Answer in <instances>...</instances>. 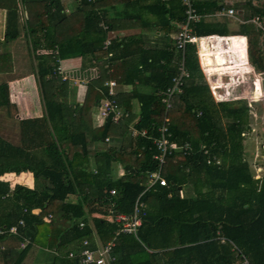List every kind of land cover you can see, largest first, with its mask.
I'll list each match as a JSON object with an SVG mask.
<instances>
[{"label":"trees","instance_id":"1","mask_svg":"<svg viewBox=\"0 0 264 264\" xmlns=\"http://www.w3.org/2000/svg\"><path fill=\"white\" fill-rule=\"evenodd\" d=\"M78 3L69 13L61 0H0V9L7 11L5 40L19 38L22 28L33 52L45 53L36 55L35 72L46 110L42 118L20 121L21 146L0 137V177L30 172L35 180V187L29 188L0 179V227L18 228L17 233L0 236L1 263L23 264L29 259L34 264H81L69 252L87 248L85 241L95 249L97 237L103 245L114 241L111 264H236L238 251L251 264H264V176L254 177L244 153L247 104L213 100L196 46L188 44L184 64L189 77L182 93L174 96L173 108L167 110L163 93L180 74L182 51L170 42L146 48L141 37L110 34L116 20L136 21L163 32L161 40H169L185 20L182 1ZM252 8L264 17V8ZM143 10L152 19L142 16ZM195 33L205 37L213 31L201 22L195 25ZM109 38L112 44L104 48ZM88 55L100 61L102 90L90 86L86 100L74 110L60 64ZM12 64L10 55H0V74L12 73ZM110 76L120 84L150 87L151 92H140L136 98L137 117L132 103L126 101L130 118L115 124L111 113L101 128H94L93 109L110 98L104 87ZM12 107L9 85L1 83L0 108ZM78 111L80 132L72 135L69 129ZM166 116L170 141L179 146L189 143L192 151L172 152L163 167L168 186L157 184L147 190L149 174L159 168L154 140L160 138ZM131 122L138 130L146 129L151 139L131 136ZM107 138V144L112 139L120 143L92 151V143L103 144ZM203 146L222 156L221 166L207 163ZM116 163L125 173L119 178L114 176ZM180 187L195 192L182 196ZM111 201L115 213L128 215L137 203L143 204L145 214L137 235L116 236L119 225L106 218Z\"/></svg>","mask_w":264,"mask_h":264},{"label":"crops","instance_id":"2","mask_svg":"<svg viewBox=\"0 0 264 264\" xmlns=\"http://www.w3.org/2000/svg\"><path fill=\"white\" fill-rule=\"evenodd\" d=\"M249 1L250 0H196L195 2V6L197 4L196 8L198 12L202 15L201 22L209 26V28L213 31V34H211L210 36H214L213 38H203V41L198 48L195 45L197 49L199 67L206 83L208 84L209 89L210 86L201 65L204 67L210 66L211 70L215 72V77H220L223 74V71L226 70L227 67H229L228 69H231V72L234 74L235 79L238 82L231 89V93L230 95H228L230 99H228L227 101H217L210 89L212 98L216 103L228 102L238 104L242 100L243 102H245V99L249 100V98H251V105V103H257L258 98L264 99V35L260 33L253 24L248 22L251 18L259 16L255 14L252 6L257 8H264V4L261 3L263 2L262 0H251L252 6H250ZM61 2L69 13L72 12L79 4V0H61ZM199 7L202 9V11H199ZM231 8L235 10V14L233 16L228 15V10ZM141 15L150 19H152L151 17H153L146 10H143ZM6 28L7 11L0 9V55H10L13 61V72L6 75H13V78L16 74L15 78L9 81L4 79L0 81V84L4 82L8 83L10 101L11 104H13V107L9 109L0 108V116L2 117V119H0V129L2 131L0 137L4 141H7L14 146H21L23 135L21 132L20 121L25 119L42 118L46 113L43 100H41L42 102H39L38 99V88H40V86L38 77L35 72V70L37 69L36 66L38 64L36 55L45 53H41L42 49H38L36 52H33L26 31L22 28L20 29L19 38H17L16 40H5V34L7 30ZM112 33L117 34L116 37H141L143 42L145 43L146 48H154L157 46L163 47L169 42L171 44H174V38L176 36L175 34H173L169 40H161L165 37V34L163 32L155 30L153 28L142 27V24L136 21L122 20H116L115 28L110 32V34ZM224 41H227V43H224ZM18 48L20 52L18 51L17 53L15 52V50H17ZM104 48L108 47H105L104 44ZM200 53L203 55L202 59L200 58ZM106 60L107 59L105 58L103 61ZM99 65L100 61H92L91 55L83 58L64 60L61 62V75L67 79L65 81L68 82L67 86L69 88L70 94L69 102L73 106L74 110H77V103L82 104L84 100H86V96L87 93H89L90 86L95 88L96 90L101 89L99 83H101L102 79L104 78H101L99 75ZM18 66L29 67L31 72H27V68V71H25L23 74H18L16 71ZM105 67L110 68V64H107ZM111 71L112 70H109L108 73H110ZM3 75L5 74H0V77H2ZM177 77H175L174 79H176ZM109 78H111V76ZM110 80L117 83V86L115 88V91L117 93L116 97L117 100L121 99L120 108L122 112L128 113L130 118L131 114L124 108L125 102L129 101L132 103V112H134L137 117L139 115L140 105L136 98L138 97L140 92H151V88L142 87L137 84H120L113 78H111ZM185 80H187V78H185L184 81ZM250 81H252V86L249 84ZM105 83L104 87L108 88L105 86ZM251 87L252 90H249V88ZM220 92H223V90H220ZM99 106L100 104L98 105V107ZM98 107H95L93 109L92 125L94 128H101L106 122V119L100 116ZM80 124L81 118L78 111L74 114L73 123L69 129L72 135L78 134L80 132ZM132 124L133 122H131L129 127H133ZM242 136L244 138L245 146L244 153L247 161L249 162V150L247 147L248 145L246 134L244 133L242 134ZM116 142L118 144L120 143V141H115L113 139L109 144H107L106 141L103 144H100L99 142L92 143L91 149L92 151L96 152H100V150L104 151L106 149V145L110 147H116ZM259 167L260 168H256V171H254L256 172L254 176L256 179H261L264 176V169L261 166ZM113 170L114 176L116 178H119V176L122 177L125 174L122 166L118 163H116V170L114 166ZM121 171L123 172L122 175L120 173ZM8 175L15 176L18 180L21 178L20 182H22V184H25L29 188L35 187L34 176L30 172L22 173L20 175H16L14 173L5 174L4 176L0 177V179H4L3 177H6ZM180 190L182 192V196H187L189 195V193L192 194L195 192L187 187H180ZM0 264H2L1 260Z\"/></svg>","mask_w":264,"mask_h":264},{"label":"built area","instance_id":"3","mask_svg":"<svg viewBox=\"0 0 264 264\" xmlns=\"http://www.w3.org/2000/svg\"><path fill=\"white\" fill-rule=\"evenodd\" d=\"M183 3V6L185 7V20L180 25V31L177 33V35L174 38V44L175 46L182 51V59L179 62V70L180 74L179 76L174 79L173 86L168 88L166 92L163 93V103L166 105L167 110H171L172 108V99L173 97L182 92V86L184 84V79L189 77V72L185 68V62H184V52L186 50V47L188 44H194L199 47L201 42L203 41V38H213L214 36H207V37H200L195 33V25L200 23L202 19V15L198 12L195 2L196 0H181ZM235 14V10L233 8L228 10V15L233 16ZM249 23L253 24L256 29L264 35V17L261 16H255L251 18ZM219 39V38H216ZM224 43H227V41H224ZM112 44L111 39H108L105 42V47H109ZM200 58H203V55L200 53ZM203 72H205L207 81L209 83L211 92L214 96V98L219 101H227L230 99L228 95H230L231 89L238 83L235 79L234 74L231 72V69H228L223 71V74L218 77H215V72L211 70L210 66H202ZM231 67V66H230ZM60 71V68H59ZM222 72V71H221ZM218 72V73H221ZM65 80L66 78L63 77ZM224 78V79H223ZM105 86L108 87V92L110 95L109 99H106L100 103L99 106V113L100 116L104 119H107L111 113L114 114L113 121L115 124H119L122 120L129 117L128 113L122 112L120 105L118 103L117 97H116V91L115 88L117 86V83L115 81H107L105 83ZM220 90H223V92H220ZM169 128V118L166 116L164 124L159 128V131L161 132V136L158 139H155V145L157 146V149L159 151L158 155H156L155 159L159 162V168L157 171L149 174L148 180H147V190L153 188L155 185L159 184L160 186H168L167 179L163 176V167L166 164L167 158L169 155L176 151V152H182L186 155H188L192 151L191 144L187 143L185 145H177L176 143H173L170 141L169 137L170 134L168 133ZM130 133L133 137H147L151 139V136H148V132L146 129L138 130L135 127H130ZM106 142H109V138L105 140ZM214 145H212L213 147ZM211 148V147H210ZM208 147L203 146V152L205 155H207V163L209 165H216L221 166L222 165V159L220 155L211 154V149ZM112 195H116V191H111ZM115 203L110 202L109 203V209L106 214V218L117 225H119V230L116 232V236H118L120 233H126V234H134L137 235V231L139 227L143 223L142 216L144 213V206L143 204H136L135 211L133 214H125V213H115L113 210ZM51 219V216H49L46 220L49 221ZM80 227H84V223L80 224ZM11 233H17L18 228L17 227H11L9 230L4 227H0V236L6 234L7 232ZM89 241H85L84 245L87 246V248L83 249L81 252L77 253L74 251L69 252V257L71 259H78L81 264H111L112 263V248L114 246V241H111L107 243L106 245H103L100 240L96 237V247L95 249L89 248ZM3 249V247H1ZM237 248H234V250ZM238 255V261L236 264H251L250 261L243 256L240 251L237 252Z\"/></svg>","mask_w":264,"mask_h":264},{"label":"rangeland","instance_id":"4","mask_svg":"<svg viewBox=\"0 0 264 264\" xmlns=\"http://www.w3.org/2000/svg\"><path fill=\"white\" fill-rule=\"evenodd\" d=\"M262 1L263 2H261V3L264 4V0H262ZM116 35L117 34L112 33L111 37H116ZM18 51H19V48L17 50H15V52H17V53H18ZM41 53H43V52H41ZM27 68H28V71L26 70ZM61 69L59 72L62 74ZM16 71L18 74H23L25 71L31 72L29 67H21V66H18ZM12 76H8L5 74L2 77H0V81L2 79L9 81V80L15 78L16 74L13 78H12ZM63 80H65V79L63 78ZM249 84L252 86V81H250ZM249 90H252V87L249 88ZM40 94H41V91H40V88H38L39 102L42 100ZM250 99L251 98H249V100L248 99L244 100L247 103L248 109H249V116H248L249 128L246 130L245 134H246L247 145H248L247 147L249 150L248 151L249 162H250L251 166L253 167L254 171H256V168H260L259 166H261L264 169V99L258 98V100H257L258 102L257 103H251V105H250V102H251ZM0 119H2L1 116H0ZM222 123H223V126L225 127V125L227 124V120L224 119L222 121ZM1 133H2V131L0 129V135H1ZM12 134H13V132H12ZM116 145H119V144L116 142ZM114 168L116 170V164L114 165ZM117 171H118V168H117ZM120 173H121V175L123 174L122 171ZM3 178H4V181H9L12 186H15L16 184H19V183H21V185L26 186L25 184H22V182H20L21 178L18 180L15 176H10V175L3 177ZM23 264H34V263L32 261H30L29 259H26V261H24Z\"/></svg>","mask_w":264,"mask_h":264}]
</instances>
